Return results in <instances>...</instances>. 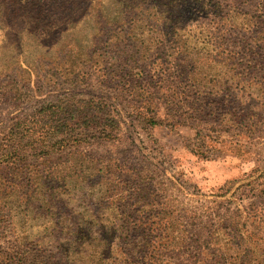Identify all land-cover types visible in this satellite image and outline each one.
Listing matches in <instances>:
<instances>
[{
  "label": "rangeland",
  "instance_id": "rangeland-1",
  "mask_svg": "<svg viewBox=\"0 0 264 264\" xmlns=\"http://www.w3.org/2000/svg\"><path fill=\"white\" fill-rule=\"evenodd\" d=\"M203 1L211 12L205 19L190 17L196 4L178 7L173 0H0V152L13 124L42 108L101 109L107 114L100 126L111 129V136L93 142L100 135L87 129L83 152L117 159L142 178L152 177L177 231L206 233L210 217L227 214L231 219L220 233L236 229L244 235L243 248L262 252L264 217L249 211L254 202L264 211V179L258 171L264 167V35L250 44L251 19L237 12L257 13L258 0L247 5L240 3L244 0ZM211 1L224 6L218 10L219 24ZM155 7L167 16L182 15L188 28L180 32L176 22L162 20L150 28ZM132 13L145 22L132 25ZM138 68L147 70L142 80L133 77ZM237 94L240 104L234 101ZM47 151L46 160L59 157ZM33 155L24 160L34 161ZM99 189L95 203L102 197ZM12 199L16 206L24 204L23 195ZM113 202L103 219H119L114 207L121 200ZM25 215L13 213L10 228H0V244L16 257L2 263L61 264L58 253L67 244L55 237L63 229ZM74 215L78 218L79 211ZM57 219L62 221L57 215L51 221ZM222 246L233 250L227 237ZM92 249L85 246L82 252ZM85 256L80 255V264H89ZM77 259L71 256L70 262L78 264Z\"/></svg>",
  "mask_w": 264,
  "mask_h": 264
},
{
  "label": "trees",
  "instance_id": "trees-1",
  "mask_svg": "<svg viewBox=\"0 0 264 264\" xmlns=\"http://www.w3.org/2000/svg\"><path fill=\"white\" fill-rule=\"evenodd\" d=\"M199 1L173 0L178 7L182 6L181 3H189L191 8L196 4L195 11L190 9V17L203 14L205 19L206 14L211 12L206 11L205 1L201 0V5ZM212 2L211 8H215L214 23L219 24L223 17L218 10L224 6L218 1ZM257 2V13L237 11L251 19L246 34L250 35L247 38L250 44L259 41L264 35V0ZM240 3L252 4V0ZM155 9L149 15L150 20L156 19L150 28L155 29V24L161 20L164 24L176 22L175 30L180 32L188 28L189 25L183 23L182 15L172 16L169 13L167 16L166 11L159 7ZM130 20L132 25L145 22L135 13L131 14ZM200 26L202 24L199 23L197 27ZM161 34L165 36L164 33ZM242 38L241 41L244 40ZM246 43L247 41L243 44ZM230 53L239 54L233 50ZM146 75L145 68H138L133 77L142 80ZM131 84L130 91L133 92L136 86L133 82ZM161 84L164 88L167 86L165 82ZM237 96L238 94L234 96V101L240 104L242 97L237 99ZM253 99L251 94L249 100ZM243 111L242 109L239 113ZM106 114L101 109L82 110L75 105L60 104L42 108L31 118L18 120L13 124L1 144L3 150L0 152V171L4 169L13 172L8 175L0 172V228H10L12 214L19 211L24 216L31 213L34 223L41 221L63 229L55 237L57 242L67 244L58 253V259L63 261L61 264H74L75 261L70 262L71 256H78L77 263L80 264V255L83 254L88 255L83 260L89 259V264H264V251L257 252L248 246L243 248L242 243L245 242L242 233H237L236 229H233V233H220L221 229L228 227L226 223L231 219L230 215L210 217L207 222L209 227H204L206 233H189L184 228L177 231L171 219L169 220L170 205L168 201L161 199L165 196L158 195L152 177L142 178L117 159L96 158L83 152L81 142L87 129L96 130L94 132L100 135H94L93 142H100L98 138H110L111 129L106 125L100 126V120ZM155 118L148 120L156 124ZM77 119L80 120L79 123L76 122ZM47 149L49 156L52 151H56L59 157L46 160L43 153ZM29 152L36 156L34 161L24 160ZM258 171L261 173L260 178L264 179V167ZM121 177H128L130 180L125 181ZM130 183L132 187H128ZM97 189L100 190L99 193H103L95 203L93 196ZM261 193H264V189ZM20 195H23L24 204L16 206L12 197ZM114 197L121 200L114 207V211L119 213V219H103L106 210L114 204ZM257 199L259 196L256 195L255 201ZM33 200L35 203L31 202ZM257 204L250 203L249 214L264 217V211H257ZM78 211L79 216L76 218L74 213ZM55 215L62 217V221H51ZM233 215L237 216V211ZM180 218L183 219L182 216ZM224 237H227L232 251L222 246ZM94 243L97 245L94 246ZM85 246H93L90 254L82 252ZM7 248L5 243L0 244V264L12 262L16 258L9 253L11 249Z\"/></svg>",
  "mask_w": 264,
  "mask_h": 264
}]
</instances>
